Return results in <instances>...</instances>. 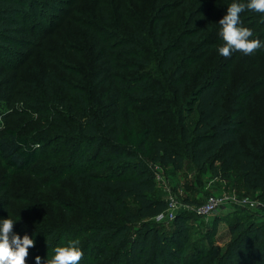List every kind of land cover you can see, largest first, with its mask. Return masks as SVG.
<instances>
[{
	"label": "trees",
	"instance_id": "trees-1",
	"mask_svg": "<svg viewBox=\"0 0 264 264\" xmlns=\"http://www.w3.org/2000/svg\"><path fill=\"white\" fill-rule=\"evenodd\" d=\"M62 1L0 0L1 62L15 47H36L24 65L35 68L31 95L22 98L24 112L40 124L35 134L3 129L0 169L7 177L30 173L41 201L57 181L61 188L70 183L80 201L14 224L21 236L35 237L27 264L36 255L44 264L74 238L84 253L80 264H264V216L237 218L224 247L211 240L213 230L195 249V211L181 210L169 224L155 221L168 209L156 167L181 172L186 159L219 179L236 172L243 196L264 199V47L218 54V21L232 0ZM240 15L264 40V13ZM63 51L76 66L62 63ZM4 67L0 84L11 70ZM54 143L45 156L54 171L32 173L39 148ZM1 193L0 217L8 210L14 217Z\"/></svg>",
	"mask_w": 264,
	"mask_h": 264
},
{
	"label": "rangeland",
	"instance_id": "rangeland-1",
	"mask_svg": "<svg viewBox=\"0 0 264 264\" xmlns=\"http://www.w3.org/2000/svg\"><path fill=\"white\" fill-rule=\"evenodd\" d=\"M73 0H63L62 2H71ZM81 2L82 0H77ZM84 1V6L89 7L88 1ZM63 10H68L67 5L55 3ZM74 8L80 10L81 6L73 5ZM51 12V11H49ZM57 14L61 15L60 12ZM75 18L82 17L75 16ZM74 26L71 27V30ZM36 49L32 45H24L23 47H15V55L11 56L7 54L8 63L1 62L0 66L10 68L7 71L4 80L0 84V135L3 129L7 126H13L19 128L23 132L35 134L38 132L40 124L36 119H33L28 112H24L25 100L22 97H28L31 95V91L28 87L29 80L34 76L33 72L35 68L25 67L30 60V54ZM2 54V53H0ZM66 52H62L60 57L63 64L69 61V65H75L74 58H66ZM60 59V58H59ZM78 65V64H77ZM76 66V65H75ZM263 103V104H261ZM261 105L264 106V98H261ZM26 108V107H25ZM262 113V112H261ZM264 118V113L261 114ZM60 143H54L50 149L46 151L43 147L39 148L41 153V160L32 167L33 172L39 175L41 171H54L53 166L55 162L52 159L46 158L45 156L52 153ZM161 171L164 181L158 182V194L163 198H167L169 189L171 193L177 198L179 206L176 208L179 211L189 210L193 211L195 208H199L210 198H215L219 201V205L216 210L207 216L201 215L200 218H193L189 222L191 230V245L195 249L202 242V239L209 236L214 230L215 236L211 240L215 243L224 247L230 240V224L234 223L237 218H242L243 221L261 220L264 216V199L251 200L256 202L254 205H246L242 202L246 199L243 196L246 192L243 187L242 176L237 175L236 172H232L228 178L219 179L211 174L210 171L204 170L201 173L196 172V169L192 166L189 159L185 160V168L181 172H177L172 168H159ZM37 171V172H36ZM51 173L44 177L43 180L52 179ZM57 183H53L52 186L48 187L49 194L45 201H41L40 193H34L35 189H38V184L33 179L30 173L23 175H16L7 177V174L0 169V190L1 194L4 195L3 200L9 201L14 217L27 216L28 213L41 214L45 211L47 214L52 215L51 211H60L62 207H68L69 202L74 204L80 201L76 200L77 195L75 194L74 187L70 183H63L64 188L57 187ZM69 190V195L73 199L66 203L65 192ZM259 194V191L258 193ZM1 198V196H0ZM189 199L193 203H186L184 200ZM199 206V207H198ZM177 210V211H178ZM246 212L256 213L254 217H248ZM54 213V212H53ZM240 216V217H238ZM258 218V219H257ZM169 217H164L163 220H155L157 223L169 224ZM217 222V224H216Z\"/></svg>",
	"mask_w": 264,
	"mask_h": 264
},
{
	"label": "clouds",
	"instance_id": "clouds-1",
	"mask_svg": "<svg viewBox=\"0 0 264 264\" xmlns=\"http://www.w3.org/2000/svg\"><path fill=\"white\" fill-rule=\"evenodd\" d=\"M264 13V0H232L227 4L225 14L218 21L219 35L223 41L218 45V54L228 57L234 52L250 55L258 48L264 47V40L253 37V30L243 24L241 13L245 10ZM8 210V209H7ZM20 219L13 217L9 210L6 217H0V264H27L29 248L35 245L34 235L25 232L22 236L14 231V224ZM83 249L78 238L69 239L66 243L53 249L51 258L44 264H80ZM41 257L35 256V264H41Z\"/></svg>",
	"mask_w": 264,
	"mask_h": 264
},
{
	"label": "built area",
	"instance_id": "built-area-1",
	"mask_svg": "<svg viewBox=\"0 0 264 264\" xmlns=\"http://www.w3.org/2000/svg\"><path fill=\"white\" fill-rule=\"evenodd\" d=\"M156 180L157 182H163L164 181V177L161 173V171L159 170L158 167H156ZM166 191L168 192V196L166 198V201H167V211L166 213L162 216V217H159L158 220H163L164 217H169L168 220H173L174 217L177 215V213L179 212V208L176 210V208L179 206V203L177 201V198H175V196L173 195V193H171L169 191V189H166ZM242 202L246 205H256L257 203L256 202H253V201H250L248 198L246 199H243ZM219 205V201L215 198H210L209 200H207L203 205H201L199 208H195L193 211H195L197 214H199L200 216L201 215H204V216H207L208 214L214 212L216 210V208L218 207Z\"/></svg>",
	"mask_w": 264,
	"mask_h": 264
}]
</instances>
